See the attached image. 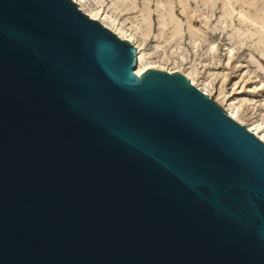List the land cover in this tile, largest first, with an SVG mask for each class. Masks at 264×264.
Instances as JSON below:
<instances>
[{
  "label": "water",
  "instance_id": "1",
  "mask_svg": "<svg viewBox=\"0 0 264 264\" xmlns=\"http://www.w3.org/2000/svg\"><path fill=\"white\" fill-rule=\"evenodd\" d=\"M75 0H0V264H264V141Z\"/></svg>",
  "mask_w": 264,
  "mask_h": 264
},
{
  "label": "rangeland",
  "instance_id": "2",
  "mask_svg": "<svg viewBox=\"0 0 264 264\" xmlns=\"http://www.w3.org/2000/svg\"><path fill=\"white\" fill-rule=\"evenodd\" d=\"M91 1L133 34L146 62L185 68L209 96L264 128V0Z\"/></svg>",
  "mask_w": 264,
  "mask_h": 264
},
{
  "label": "bare ground",
  "instance_id": "3",
  "mask_svg": "<svg viewBox=\"0 0 264 264\" xmlns=\"http://www.w3.org/2000/svg\"><path fill=\"white\" fill-rule=\"evenodd\" d=\"M75 1L78 3L81 10H83L85 13H87L90 17L99 20L103 25H105L106 27L110 28L112 31L117 33L121 38L131 41L136 46L137 55H138V66H137L136 71L138 74H142L148 68H158V69H165L169 72L180 71V72L186 74L188 77H190L189 72L185 68H182V69L179 68V69L173 70V69H170L168 67L166 68L164 66V63L155 64L151 61L146 62L145 61V55L143 54L141 48L134 41L133 34L131 32H129L127 29H125L116 17H114L113 15L108 13L106 10L97 7V5H95V3H93L91 0H75ZM239 2H240L239 0H231L232 5H236ZM250 17H251V15H250ZM258 17H259V15H258ZM248 19H249L248 16H246L244 18V21H247ZM254 20L257 21L256 18H254ZM253 24H255V23H253ZM262 28H264V24H263ZM191 80L197 87H199L205 93H208V90H206L205 88H203L202 86L197 84L192 78H191ZM224 100L225 99H222V98L216 99V101L219 104H221L234 119H236L237 121H239L242 124H245L249 130L254 132L261 140L264 141V128H263L262 124L261 123H249V122L245 123L242 120L243 118L240 117L239 106L238 105L225 106Z\"/></svg>",
  "mask_w": 264,
  "mask_h": 264
}]
</instances>
